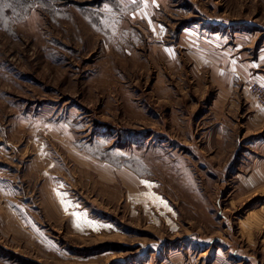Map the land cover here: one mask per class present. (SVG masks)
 I'll return each instance as SVG.
<instances>
[{"label": "rangeland", "instance_id": "1", "mask_svg": "<svg viewBox=\"0 0 264 264\" xmlns=\"http://www.w3.org/2000/svg\"><path fill=\"white\" fill-rule=\"evenodd\" d=\"M151 1L168 41L187 25L264 43V0ZM144 2L0 0V264H160L181 246L206 264L222 247L237 198L200 131L210 89L186 58L164 72L132 12ZM254 204L229 222L243 244L236 217Z\"/></svg>", "mask_w": 264, "mask_h": 264}, {"label": "crops", "instance_id": "2", "mask_svg": "<svg viewBox=\"0 0 264 264\" xmlns=\"http://www.w3.org/2000/svg\"><path fill=\"white\" fill-rule=\"evenodd\" d=\"M144 1L147 3L144 2L132 12L143 19L150 44L152 42L150 46L158 50L161 68L165 73L180 72L186 58L187 66H190L196 79L201 81H197L198 87L210 89L206 95L208 107L199 114L203 122L200 131L209 149L215 150L217 155L228 156L223 159L225 175L227 170H233L234 173L230 179L219 180L224 189L229 190L224 194V201L233 203L237 198V203L233 204L232 209L223 207L221 213L228 219V225L223 226V244L222 247L216 245L218 254L206 264H243V255L257 248L262 250L257 264H264V108L260 107L250 90L251 85L264 86V43L250 52L241 40L227 43L220 41L219 37L204 36L197 27L187 25L175 31L177 35L174 41H168L166 27L150 18L155 5L151 0ZM204 76L207 77L205 84L202 82ZM199 90L204 91L202 88ZM190 134L196 137L195 132ZM58 138L63 144L64 137ZM236 155L237 166L233 165L230 169ZM44 156L38 154L36 160L41 161ZM33 158L29 165L34 169ZM100 161L111 164L106 160ZM251 202L255 204L248 209L246 207L241 218L236 217L240 237L241 232L245 231L243 244V240L233 238L229 222L231 216H237L239 208H242L236 204ZM233 244L235 248L231 247ZM209 249L208 244L202 252L207 250L210 253ZM234 249L236 254L233 256L231 251ZM170 252L169 258H160V264H203L202 260L186 258L182 246ZM244 264H248V261Z\"/></svg>", "mask_w": 264, "mask_h": 264}, {"label": "built area", "instance_id": "3", "mask_svg": "<svg viewBox=\"0 0 264 264\" xmlns=\"http://www.w3.org/2000/svg\"><path fill=\"white\" fill-rule=\"evenodd\" d=\"M250 90L252 92L253 97L260 105V107L264 108V86L251 85Z\"/></svg>", "mask_w": 264, "mask_h": 264}, {"label": "trees", "instance_id": "4", "mask_svg": "<svg viewBox=\"0 0 264 264\" xmlns=\"http://www.w3.org/2000/svg\"><path fill=\"white\" fill-rule=\"evenodd\" d=\"M182 26H179L175 31L177 32ZM132 136V135H131Z\"/></svg>", "mask_w": 264, "mask_h": 264}]
</instances>
